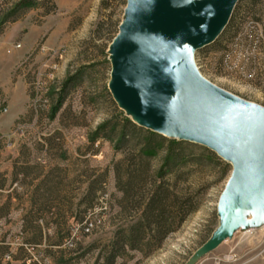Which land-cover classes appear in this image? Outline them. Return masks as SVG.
Wrapping results in <instances>:
<instances>
[{
	"label": "rangeland",
	"instance_id": "374dc122",
	"mask_svg": "<svg viewBox=\"0 0 264 264\" xmlns=\"http://www.w3.org/2000/svg\"><path fill=\"white\" fill-rule=\"evenodd\" d=\"M20 1L0 0V119L7 114L6 85L24 84L28 96L13 125L0 126V207L10 206L0 216L6 248L1 264H107L109 244L140 213H122V172L140 162L138 151L146 143L144 129L124 124L130 117L108 89L109 45L127 0H45L42 7L18 10ZM252 1L256 12L247 11ZM234 12L232 30L196 50L194 62L210 83L264 107V0H239ZM165 148L146 161L148 177L157 183ZM204 148L189 142L176 147L184 159L170 163L172 173L165 176L194 211L159 247L144 253L126 249L115 264H185L219 227L216 207L231 165L208 159ZM45 179L57 197L34 214L40 202L33 198ZM248 201L243 195L244 205L252 206ZM85 220L92 224L89 232L81 229ZM76 228L71 245H65L63 238ZM194 264H264V226L248 233L239 226Z\"/></svg>",
	"mask_w": 264,
	"mask_h": 264
},
{
	"label": "water",
	"instance_id": "95a60500",
	"mask_svg": "<svg viewBox=\"0 0 264 264\" xmlns=\"http://www.w3.org/2000/svg\"><path fill=\"white\" fill-rule=\"evenodd\" d=\"M239 0H127L109 45V92L138 126L193 142L231 165L217 202L219 227L185 264H194L245 220L232 199L264 206V107L206 80L196 50L213 43Z\"/></svg>",
	"mask_w": 264,
	"mask_h": 264
},
{
	"label": "trees",
	"instance_id": "16d2710c",
	"mask_svg": "<svg viewBox=\"0 0 264 264\" xmlns=\"http://www.w3.org/2000/svg\"><path fill=\"white\" fill-rule=\"evenodd\" d=\"M44 1L45 0H21L17 5V9L26 10L42 7ZM256 5L257 3L252 1L250 7L247 8V11H254ZM254 12H256V10ZM235 17H237V12H234L233 9L227 25L217 39L235 25ZM237 19H239V15ZM62 98L63 97L61 96L51 108V116L55 115L59 109ZM123 122L131 128V130L135 131L144 129L143 131L145 132L143 140L146 143L138 151L140 162L133 166L130 165L125 166L126 168L123 167L122 175L126 178L121 187V191L124 194L122 213L130 210H139L140 213L138 219L122 232L117 233L113 241L109 244L106 259L107 264H115L116 260L122 257L123 252L126 249L144 253V249L150 250L159 247L163 242V239L170 232L174 231L184 221L185 217L195 209V207L190 204V199L173 191V185L171 186L168 182V178L165 177L168 173H172V167L168 168L170 163L177 161V163L181 164L184 159L181 152H175V148L180 147L189 141L165 137L157 132L136 125L128 117L124 118ZM164 145H166L164 164L157 172L159 174V182L157 183L158 180L155 178H152L151 180V178L148 177V162L146 161L149 158L156 156L160 148ZM204 151L207 153L206 157L208 159L218 161V156L213 151L207 147L204 148ZM163 169H166V171L163 172ZM119 171L118 175L121 176ZM148 178L151 180L152 185L145 192L144 187L146 186V180H148ZM42 183L44 184L43 191L40 192L36 190L37 193L33 198L35 204L40 202V206L34 210V214L49 209L50 203H52L53 199H56L57 197L56 195H53V186L50 181L45 179ZM3 185L4 181L0 182V188H2ZM47 185L50 186L48 187ZM9 209V204H3L0 207V216L8 213ZM26 227L27 226H24L25 229H27ZM35 231L39 234L41 233L38 228H35ZM68 237L69 233L66 234L62 241L65 242ZM63 242L62 246L64 245ZM2 243L3 242L1 241L0 264L2 255L6 249L4 247L5 245ZM13 259L16 260L15 258ZM20 264L26 263L23 261Z\"/></svg>",
	"mask_w": 264,
	"mask_h": 264
},
{
	"label": "crops",
	"instance_id": "0c3cea01",
	"mask_svg": "<svg viewBox=\"0 0 264 264\" xmlns=\"http://www.w3.org/2000/svg\"><path fill=\"white\" fill-rule=\"evenodd\" d=\"M25 86L24 84H19L17 87L6 85L3 88L4 100L6 101L7 99L5 112L7 114L4 113L5 115H3V118L0 119V126L3 129L11 127L16 119H18L22 113H24L28 99Z\"/></svg>",
	"mask_w": 264,
	"mask_h": 264
},
{
	"label": "bare ground",
	"instance_id": "6f19581e",
	"mask_svg": "<svg viewBox=\"0 0 264 264\" xmlns=\"http://www.w3.org/2000/svg\"><path fill=\"white\" fill-rule=\"evenodd\" d=\"M242 197L238 196L237 198L232 199L233 202L240 208L242 212V216L245 219V232H250L254 227L264 226V206L260 209L258 206L256 207L253 203L252 206H245L242 202ZM247 205V204H246Z\"/></svg>",
	"mask_w": 264,
	"mask_h": 264
},
{
	"label": "built area",
	"instance_id": "2783aa9c",
	"mask_svg": "<svg viewBox=\"0 0 264 264\" xmlns=\"http://www.w3.org/2000/svg\"><path fill=\"white\" fill-rule=\"evenodd\" d=\"M41 50L43 51V48H41ZM236 62H237L238 64H240L239 59L236 60ZM246 62H247V58H246ZM246 62H245V63H246ZM238 64H236V65H238ZM240 68L243 69L244 66H243L242 64H240ZM33 84H34V83H33ZM40 101H41L42 103H45V102H47V99H46L45 97H43V98L40 99ZM104 197H105V196L103 195L101 198L103 199ZM91 228H92V224L89 223L87 220L83 221V223L81 224V229H82L84 232H89V231L91 230ZM76 230H77V228L75 229V232H73L72 234H70V236L65 240V242H64L65 245H68V246L71 245V241L73 240V238H74V236H75V234H76Z\"/></svg>",
	"mask_w": 264,
	"mask_h": 264
}]
</instances>
